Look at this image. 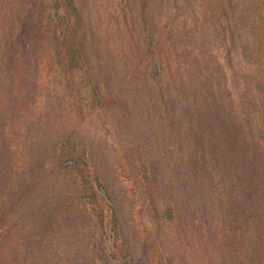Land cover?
I'll return each instance as SVG.
<instances>
[{
	"label": "rangeland",
	"instance_id": "374dc122",
	"mask_svg": "<svg viewBox=\"0 0 264 264\" xmlns=\"http://www.w3.org/2000/svg\"><path fill=\"white\" fill-rule=\"evenodd\" d=\"M76 1L86 32L60 19L61 0H45L43 27L54 32L27 57L24 38L2 45L18 80L0 78V264H225L218 255L233 259L221 240L229 228L203 203L209 195L188 199L185 149L154 108L163 85L182 94V83L194 81L190 60L201 45L209 63L218 59L220 37L196 36V15L205 16L177 0H155L145 21L132 2ZM222 1L236 6L244 31L235 34L243 45L215 68L221 81L228 89L259 82L258 71L264 80V0ZM48 14L58 18L54 30ZM150 20L161 37L151 49L162 64L155 70ZM254 213L263 223V208ZM263 239L243 242L240 260L264 264Z\"/></svg>",
	"mask_w": 264,
	"mask_h": 264
},
{
	"label": "trees",
	"instance_id": "16d2710c",
	"mask_svg": "<svg viewBox=\"0 0 264 264\" xmlns=\"http://www.w3.org/2000/svg\"><path fill=\"white\" fill-rule=\"evenodd\" d=\"M206 1L205 5L199 4L200 6L194 9L186 0H177L185 12L189 11L194 15L199 12L205 16L199 18L196 15L199 24L193 25L192 19L189 23V26L193 25L192 30L196 36L204 40L207 36L205 31L209 30L215 37H220L213 48L218 59L209 63L207 58L210 50L201 45L199 50L194 51L190 60L193 67L192 62L196 64V72L194 71L192 79H189L194 81L182 83L185 86L182 94H174L169 90L168 84H162V102L155 103L157 106L154 108L163 120L167 119L165 122H169L170 133H173L179 145L185 149V174L193 188L189 189L191 194L188 199L204 196L201 192L209 195L210 201L205 198L203 203L207 204L209 210L217 209L223 217L221 222L218 218L213 221L218 219L221 226L229 228L230 239L221 240L223 245L229 248V252L232 250L230 253L233 259L230 260L225 252H220L222 255H218V259L226 260L225 264H245L239 255L244 247L243 242L257 239L262 234L264 238V80L258 71L259 82H241L231 89L223 84L221 80H227L225 74L215 68L225 61L227 54L232 55L243 45V36H235L237 29L241 33L244 31L243 22L235 18L236 6L230 2L221 0L222 6L218 7L220 0ZM122 2H132L138 8L139 17L144 21V17L153 18L156 15V7L153 9L150 6L155 0H121ZM44 3L45 0H0V78L10 82L18 80V72L9 70L12 67V59L10 60L2 47L9 46V38L12 44L20 38L25 39L26 42L22 45L24 57H27L33 48L37 49L38 45H41V37L46 38L47 29L43 27ZM77 3L76 0H61L60 19L68 21L70 27L80 24L86 32L90 22L88 23L81 5ZM216 9L218 16L210 18ZM209 19L212 20L211 24ZM57 20L56 14H48V27H53L54 30ZM150 23V49H147V52L152 54L153 60L150 59V63L155 64L154 69L152 68L155 70L162 64L161 59L153 54L151 49L159 48L161 37L157 35V24L152 20ZM47 31L49 34L54 32ZM87 41H90L91 45L93 39L89 38ZM57 42L60 43L58 40ZM91 47H94L93 44ZM2 62L4 63L1 64ZM167 66L169 67L168 64ZM96 70V74L99 73L102 78L108 79L106 67H99L98 64ZM159 73L162 72H153L154 76H157L156 80L161 82ZM233 76L235 77L234 74ZM106 200L111 205L110 209L114 210L111 199ZM260 208H263V223L258 221L254 213Z\"/></svg>",
	"mask_w": 264,
	"mask_h": 264
}]
</instances>
